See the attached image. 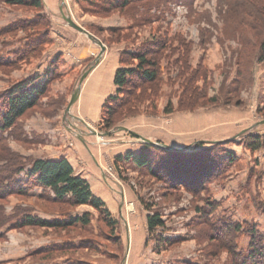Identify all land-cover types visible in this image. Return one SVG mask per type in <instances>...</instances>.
I'll return each instance as SVG.
<instances>
[{
  "label": "rangeland",
  "instance_id": "rangeland-1",
  "mask_svg": "<svg viewBox=\"0 0 264 264\" xmlns=\"http://www.w3.org/2000/svg\"><path fill=\"white\" fill-rule=\"evenodd\" d=\"M17 1L0 0V60L14 61L0 62V100L28 79L46 91L5 131L0 167L67 158L115 225L90 205L54 201L52 190V199L41 187L9 194L0 213L14 225L0 230V264H241L253 242L264 245V147L250 145L264 139V0ZM63 13L105 45L98 63L101 46ZM147 50L158 80L132 77L133 97L119 94L129 100L108 126L118 69L136 68L132 54ZM145 149L154 171L125 161ZM172 162L199 169L200 181L171 179ZM85 213L87 225L19 224ZM155 213L164 226L150 232Z\"/></svg>",
  "mask_w": 264,
  "mask_h": 264
},
{
  "label": "trees",
  "instance_id": "trees-1",
  "mask_svg": "<svg viewBox=\"0 0 264 264\" xmlns=\"http://www.w3.org/2000/svg\"><path fill=\"white\" fill-rule=\"evenodd\" d=\"M17 2L24 3L22 0H18ZM92 2L94 1L92 0ZM105 2L116 7H125L129 4L130 0H105ZM39 4L40 1L35 2V5ZM33 41L34 40H30L29 45ZM23 51L26 52V49ZM33 51H35V48L30 49L27 54H30ZM149 51L151 50L132 54L131 57L140 61L136 68L118 69L115 76L117 95H111L107 98V101L112 102L110 108L107 109L108 113L110 114V119H108L107 124L108 126L114 122L115 118L113 117L115 116V113H117L118 109L127 104L129 100L127 97L121 98L120 95H128L129 93L131 95V92L133 91L132 88H135L138 85V83L132 81V77H139L143 82H149L152 84L158 80V63L148 60L147 57ZM261 51L262 54L260 55L259 60L264 61V42L261 44ZM0 62L11 65L14 61L9 59H1ZM146 66L153 68H144ZM194 79L196 78L193 77L191 82L194 81ZM33 81L34 79H28L19 83L9 90L7 98L0 100V143L5 140V131L11 129L20 117H22L31 107L35 106L41 94L46 91L45 84L41 83L35 85L33 84ZM187 91L194 92V89L190 85L188 86ZM133 94L134 93L132 92V97ZM134 99L135 98L130 100L133 101ZM171 105L172 104L169 103L167 106V112L172 111ZM261 138V136L253 137L255 141L252 143L254 144H250L252 149L264 147V139L262 140ZM147 145L153 146L151 143ZM149 150L145 149L144 151L136 154L129 152L125 158V161H131L133 164H137L141 168H148L150 171H154V167L152 166V156ZM119 157L121 158V156ZM6 161H9V159ZM172 164L173 166H167L168 170H171V179H181L183 181L181 183L185 185L188 183L196 184V182L200 181L199 179L202 176V173L199 174V169L196 170L198 172L197 173L193 172L194 170H189L188 164L181 165V163L178 162H172ZM32 187H41L44 189V192L41 195L42 198L52 199L53 196L46 194L45 192L52 190L55 195L53 197L54 201L69 203L73 206L90 205L98 209L101 213H104L108 225H110L112 228L115 225V221L110 218L109 210L105 208V202L102 200V198L96 196L92 192L91 186L85 178L76 174L73 165L67 158L37 159L33 162L31 168H28L26 165L20 164L19 162L13 163L5 168L0 167V200L5 199L9 194L13 193L27 196ZM10 219L11 218L5 216L4 212L0 213V230L6 225H9L7 229L14 225V223H11ZM11 220H13V218ZM77 223L84 225L89 224V213H85L82 216H77L68 220L57 221L42 220L36 216L27 215L19 222L20 226L36 224L44 227L57 228H67ZM160 226H164V220L158 213L148 216V228L150 232H153L157 227ZM6 230L0 232V238L4 235ZM234 254L239 256L237 251ZM241 259H245L241 261V264H264V245L253 242L250 253L245 257H241Z\"/></svg>",
  "mask_w": 264,
  "mask_h": 264
},
{
  "label": "water",
  "instance_id": "water-1",
  "mask_svg": "<svg viewBox=\"0 0 264 264\" xmlns=\"http://www.w3.org/2000/svg\"><path fill=\"white\" fill-rule=\"evenodd\" d=\"M63 18L66 20V22L68 23L69 26H71L72 28L78 30L79 32H82L84 34H86L90 39L94 40L95 42H97L102 50L100 52V54L98 55L97 59H96V62L98 63L102 57V55L104 54L105 50H106V47L105 45L100 41L98 40L92 33H90L88 30H86L84 27L80 26L78 23H76L74 21V19L69 16V15H66L63 13ZM93 68V67H91ZM88 72H86L82 78H81V81H80V86L77 88V90L75 91V93L73 94L72 96V99L69 103V106H68V111L70 110V108L74 105V103L78 100L79 96H80V93H81V84L82 82L84 81V79L86 78ZM145 142H148V143H151V144H156L154 142H152L151 140L147 139V138H142ZM159 146H163V147H168L167 145H164V144H158ZM174 150H176L177 148H172Z\"/></svg>",
  "mask_w": 264,
  "mask_h": 264
},
{
  "label": "crops",
  "instance_id": "crops-1",
  "mask_svg": "<svg viewBox=\"0 0 264 264\" xmlns=\"http://www.w3.org/2000/svg\"><path fill=\"white\" fill-rule=\"evenodd\" d=\"M99 65H100V64H99ZM97 81H98L100 84H102V81H103V80L101 81V78H98ZM111 94H112V93H111ZM111 94H110V91H109V92H105V94H104V95H105L104 98H105L106 96H108V95H111ZM94 97H95V96H94ZM94 97H93V98H94ZM91 101H92V100H91Z\"/></svg>",
  "mask_w": 264,
  "mask_h": 264
}]
</instances>
